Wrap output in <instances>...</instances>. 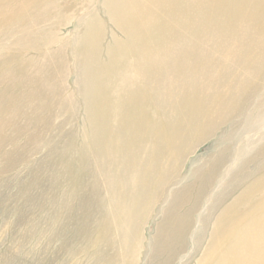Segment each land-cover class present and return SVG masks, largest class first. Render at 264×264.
Listing matches in <instances>:
<instances>
[{"label":"rangeland","instance_id":"obj_1","mask_svg":"<svg viewBox=\"0 0 264 264\" xmlns=\"http://www.w3.org/2000/svg\"><path fill=\"white\" fill-rule=\"evenodd\" d=\"M139 92L144 100L133 101ZM93 129L117 150L105 166L130 178L152 150L140 182L124 176L128 203L147 202L135 263L264 264V0H0L7 264H48L55 253L52 264H105L92 262L99 245L86 246L104 216L101 206L87 213L95 195L85 185L103 173ZM56 145L62 162L43 158ZM123 216L108 217L105 256L121 247ZM53 228L64 231L48 244Z\"/></svg>","mask_w":264,"mask_h":264},{"label":"bare ground","instance_id":"obj_2","mask_svg":"<svg viewBox=\"0 0 264 264\" xmlns=\"http://www.w3.org/2000/svg\"><path fill=\"white\" fill-rule=\"evenodd\" d=\"M249 6H250V4H249ZM249 6L245 5V7H242V8H246V10H245V12H243V14L247 13V9H248L249 13L252 12L251 7H249ZM240 19L242 21V18H240ZM240 19H239V21H240ZM257 26L258 25H255L254 28H256ZM60 63H61L60 69L62 70V72H61L62 74L59 73L58 75H60V78H64V75H63L64 72L63 71L65 68V62L63 60H60ZM141 100H144V93L143 92H139V95L133 101H141ZM104 114H106L105 117H106V120H108V118L111 117L108 115H114L116 118H119L117 116L118 115L122 116L123 111L119 112L118 114H115L113 112L112 113L110 112V114H109V112L104 113ZM134 117H136V115ZM136 121H138V120L136 119ZM143 122H145V119L143 120ZM156 122L157 121L152 120L150 123L151 126L154 125ZM95 123H97V120ZM168 127L169 126H167V128ZM146 128H150V127H146ZM144 130H152V129H144ZM160 132H161V129L159 128L158 133L161 134ZM103 136H104V131L93 129V134L90 137L91 147L97 151V155L95 156V158L97 159L98 163L101 165V170L103 171V173H100L101 177L99 178V180L97 182L98 184L96 183V186L91 185L90 183H86L85 188L89 187L88 190H90L91 193H94V195H95V200L87 205V211L90 210L87 213L92 214L94 209L96 208V206H99V207L101 206L102 208L104 207L103 208V210H104L103 215L104 216L103 217L101 216V218H100V222H101L100 224L102 227H101V231H100L99 236L97 235L93 239L92 236H95V235H93V234L91 235V233H90V235L87 239L86 246L88 248H91V247L94 248L96 245H99V249H97V252L94 255L101 253V256L99 258L94 256L93 257L94 260L92 261L93 263L101 262V263L107 264L109 262L110 264H112V263H115L117 261H120V259H121L120 257L123 256V258L121 259L122 264H139V260L136 263L134 262V260H135V255H137V258H139L140 252L143 249L142 246H143L144 239H141V237L138 234L140 224L137 223V217H139L141 215L144 216L143 214L147 211V208H146L147 202H146L145 208H144L145 202L142 203V206L139 208V207L135 206V203H134L136 198H134V197L131 198L132 196L127 195L128 197H130V199L132 201L131 203H128V200L125 199V196H124L125 194H123V192L127 193L128 189H129V186L127 184L129 181L127 182V179L124 176H128L129 178H130V176L128 174L122 173V171L126 170V168L123 170L122 165L119 168H116L115 166H113L111 164L109 167V163H108V167L105 166L106 165V161H104L105 157L108 156V157H106L108 159H110V157L111 158L115 157L117 154V152H116L117 150L114 151L113 150L114 148H110V141L106 137H103ZM32 137H34V136H32ZM7 140L8 139L5 138L4 134L0 131V148H4L3 143L6 142ZM63 151H65L63 146H58V145L53 146L52 148H50L46 151L47 156L43 157V158L49 159L50 154H54V155H58L57 159L58 160L60 159L61 160L60 162H62L61 153H63ZM113 153L115 155H112ZM3 155H4L3 159H7L8 156L11 157L7 153H3ZM148 159H149V161H147L145 163V164H147V165H145L146 167L147 166L149 167V165L153 164L155 161V160H152L153 159L152 150L150 151ZM121 160H122V163L125 162L124 159H121ZM5 166L7 167V165H5ZM146 167H144V169L139 167L137 172L134 174V176L132 175L133 177L130 178V180L133 182L132 185H136V183H138L142 180V174H140V173H142V171L145 170ZM148 167H147V169H148ZM146 172H148V170H146ZM165 174L167 176L168 175L170 176L171 173H170L169 169L166 170ZM100 179H101V181H100ZM103 187H105L107 189L108 195L103 196L101 194L100 190ZM122 187L124 188L125 191H123ZM83 198H84L83 201L86 202L85 196H83ZM139 198H142V197L139 196ZM105 207H107L106 209H108V210L105 211ZM153 207H154V204L152 203V205H149L148 210H152ZM116 213H119L120 215H125L123 217H126L125 219L127 220V226L122 228V225H121V227H120L121 230H119L120 239H119L118 243H120V245H121L120 249L119 250L116 249L117 251L114 252L110 256H105V249L109 246V244H111L114 241V238L112 240L109 236H110L111 232L113 233V229H115V226L111 230L110 229V228H112L111 224L107 225V221L109 220L108 217L110 215L115 216ZM118 225H117V227H118ZM53 230H54V236L50 239V242L48 244H51V241H53L54 237L60 235L61 232L64 231V228H61V229H54L53 228L52 231ZM110 230H111V232H109ZM80 234L84 235L87 233H86V231L80 230ZM160 236H161L160 230H158V233L155 236L153 235L154 242L152 244V248L155 252L154 255H157L158 251L160 250L159 247H162L161 245L164 244L162 242V238ZM21 238H22V240H24L25 235L22 234ZM15 240H16L15 242L18 243L16 238H15ZM69 242H70V240L64 239V244L61 245V248H62V246L65 247L67 245V243H69ZM89 245H91V246H89ZM218 246L222 248V244H218ZM223 251H224V249L222 251H219V252H221L220 254L222 257H223ZM4 253L5 254L2 255V257L0 259V264H7L8 262H10L9 260L11 259V257L14 256V250L12 247L6 248ZM10 254H11V256H10ZM129 254L131 257H130V260L127 261V257H128L127 255H129ZM54 255L55 256L53 259H56L58 254L55 253ZM156 257L157 256H155V258ZM151 258L153 259L154 256H152ZM52 260L48 264H52L53 263ZM149 264H152V262H150Z\"/></svg>","mask_w":264,"mask_h":264}]
</instances>
